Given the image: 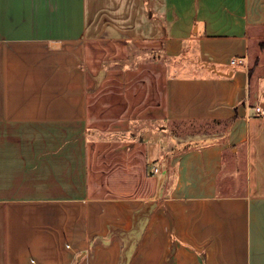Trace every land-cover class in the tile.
Here are the masks:
<instances>
[{"label":"crops","instance_id":"1","mask_svg":"<svg viewBox=\"0 0 264 264\" xmlns=\"http://www.w3.org/2000/svg\"><path fill=\"white\" fill-rule=\"evenodd\" d=\"M263 27L264 0H0V264H264ZM175 121L225 129L133 134Z\"/></svg>","mask_w":264,"mask_h":264},{"label":"rangeland","instance_id":"2","mask_svg":"<svg viewBox=\"0 0 264 264\" xmlns=\"http://www.w3.org/2000/svg\"><path fill=\"white\" fill-rule=\"evenodd\" d=\"M249 53L248 66L251 71L254 70L255 75L252 79L255 80V76L258 73L264 74V27L259 29L251 38ZM255 83L256 80L252 85ZM150 127L155 131L145 130L146 128H141L140 125H137L133 130V134L135 133L138 136L149 137L150 140L151 138L153 140L157 138L166 141L174 138L180 144L195 145L205 141L207 139L205 137L219 134L225 129L220 123L197 121H175L171 124L164 125L162 129H158L159 126ZM262 129L263 132L257 133L256 135L254 134L250 138L248 144L244 145L242 149L241 159L243 162L238 166V169H240L244 175L243 182L245 185H249V182L252 181L254 177H257V183L263 180L257 173L260 169L264 173V127ZM180 144L176 147L174 146V148L172 147V150L181 148L182 146ZM256 167H258V170Z\"/></svg>","mask_w":264,"mask_h":264},{"label":"built area","instance_id":"3","mask_svg":"<svg viewBox=\"0 0 264 264\" xmlns=\"http://www.w3.org/2000/svg\"><path fill=\"white\" fill-rule=\"evenodd\" d=\"M236 60H231V63H234ZM252 113L256 116H264V106L256 104L251 106Z\"/></svg>","mask_w":264,"mask_h":264},{"label":"trees","instance_id":"4","mask_svg":"<svg viewBox=\"0 0 264 264\" xmlns=\"http://www.w3.org/2000/svg\"><path fill=\"white\" fill-rule=\"evenodd\" d=\"M248 72H249V74H250V72H252L250 68L248 69Z\"/></svg>","mask_w":264,"mask_h":264},{"label":"water","instance_id":"5","mask_svg":"<svg viewBox=\"0 0 264 264\" xmlns=\"http://www.w3.org/2000/svg\"><path fill=\"white\" fill-rule=\"evenodd\" d=\"M213 69V68H212ZM221 74H226V73H223V72H220ZM230 74V73H229Z\"/></svg>","mask_w":264,"mask_h":264}]
</instances>
